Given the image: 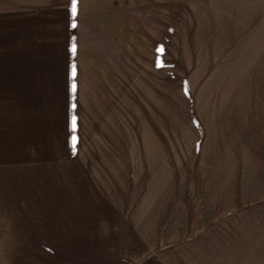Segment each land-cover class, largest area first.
I'll return each instance as SVG.
<instances>
[{
	"label": "rangeland",
	"instance_id": "374dc122",
	"mask_svg": "<svg viewBox=\"0 0 264 264\" xmlns=\"http://www.w3.org/2000/svg\"><path fill=\"white\" fill-rule=\"evenodd\" d=\"M156 2L133 0L126 21L138 29L98 33L109 38L103 42L115 59L110 91L116 92L102 94L94 122L88 106L67 113V149L82 153L68 161L77 167L67 165L68 181L83 188L84 203L103 199L107 206L99 210H106L116 198L103 191L106 184L131 178L146 188L131 194L163 212L153 219L163 227L161 246L174 242L179 229L226 231L232 248L247 242L244 251L259 250L256 259L264 264V0H165V30L158 31ZM0 36V119L14 106L19 116L50 111L56 123L67 102L58 79L42 80L44 66L13 50L9 14L0 16ZM115 148L131 152L130 166L103 159ZM83 227L78 263L103 264L118 240L112 234L109 243L107 233L97 240L86 229L91 224ZM149 233L141 239H152L148 249L155 248L159 234Z\"/></svg>",
	"mask_w": 264,
	"mask_h": 264
},
{
	"label": "crops",
	"instance_id": "0c3cea01",
	"mask_svg": "<svg viewBox=\"0 0 264 264\" xmlns=\"http://www.w3.org/2000/svg\"><path fill=\"white\" fill-rule=\"evenodd\" d=\"M157 1L156 7H160L161 12L156 30H165V0ZM132 2L78 0L77 15L73 17L71 0H0V16L11 15L13 50L18 49L19 56H27L28 62L44 66L39 71H42V80L56 83L58 79L60 95L67 96V102L54 115L56 123L50 111L34 110L29 115L19 116L14 106L9 107L5 119H0V264H79L84 254L85 224L92 225L86 229L95 232L97 240L104 233L109 243L112 234L118 240H114V249H109L112 253L108 259H102L103 264H261L256 259L259 250L244 251L247 242H239L237 248H232L226 231L214 234L199 227L179 229L171 236L174 242L161 246L163 227L153 223V219L163 212L147 205L144 198L139 200L131 194L133 190L146 189L137 188L138 183L131 178L116 183L112 177L111 183L106 184L107 189L103 191L109 193L110 199L116 197L106 210H99L107 206L102 205L103 199L84 203L83 188L68 181L72 173L66 171L67 165L70 170L77 171L68 161L81 159L75 156L82 153L67 149V113L69 118L77 115L85 105L92 108L88 116L94 122L96 111L100 112L102 94L105 97L115 94L116 90L110 91L115 59L111 56V47L107 48L110 45L103 42L109 38L98 33H108L111 37L116 31L138 29L131 27V19L126 21V16H132ZM147 6L146 3L142 7ZM139 23L135 21L134 24ZM73 44L76 45L75 54ZM18 63L26 62L18 59ZM73 65L75 76L72 75ZM73 83L76 84L75 92ZM47 87L54 94L52 87ZM77 118L81 120L80 116ZM118 140L126 143L125 137ZM114 150L103 159L124 160L130 166L131 152ZM53 170L60 172L52 173ZM55 174H59L58 177ZM149 185L157 190L160 184ZM144 219L146 222L142 221ZM149 230L159 234L154 236L159 241L151 249L148 247L153 240L141 239L150 234ZM105 240L106 237L101 239ZM153 253L159 255L153 259ZM59 255L67 256L70 262ZM146 256L149 257L142 259Z\"/></svg>",
	"mask_w": 264,
	"mask_h": 264
},
{
	"label": "snow or ice",
	"instance_id": "6c2138e0",
	"mask_svg": "<svg viewBox=\"0 0 264 264\" xmlns=\"http://www.w3.org/2000/svg\"><path fill=\"white\" fill-rule=\"evenodd\" d=\"M77 2H78V0H71V14H72L73 17H75L77 15ZM72 26L73 27L76 26L75 21H73V25ZM158 51L163 52L164 49L161 48V49H158ZM72 52L74 54L76 52V45L75 44H73V46H72ZM72 75L73 76L76 75V67H75V65H73V68H72ZM72 90H73V92H75V90H76V84L75 83L72 84ZM72 124H73V129H75V117L72 118Z\"/></svg>",
	"mask_w": 264,
	"mask_h": 264
}]
</instances>
